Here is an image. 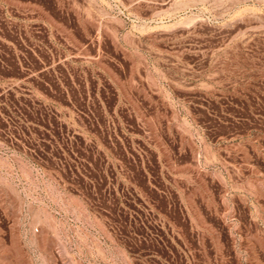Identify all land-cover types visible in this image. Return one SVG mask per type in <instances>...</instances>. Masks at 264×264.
<instances>
[{
	"label": "rangeland",
	"instance_id": "rangeland-1",
	"mask_svg": "<svg viewBox=\"0 0 264 264\" xmlns=\"http://www.w3.org/2000/svg\"><path fill=\"white\" fill-rule=\"evenodd\" d=\"M0 264H264V0H0Z\"/></svg>",
	"mask_w": 264,
	"mask_h": 264
}]
</instances>
